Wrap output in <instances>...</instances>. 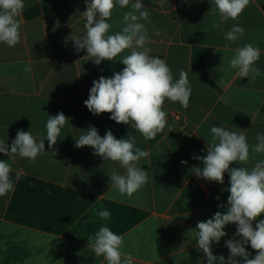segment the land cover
Wrapping results in <instances>:
<instances>
[{"label":"crops","instance_id":"0c3cea01","mask_svg":"<svg viewBox=\"0 0 264 264\" xmlns=\"http://www.w3.org/2000/svg\"><path fill=\"white\" fill-rule=\"evenodd\" d=\"M140 2L150 13V23L141 21L151 39L146 45L150 56L167 63L174 81L184 69L191 84L187 109L166 99L163 110L183 135L197 137L206 147L212 126L244 131L249 159L230 168L251 170L264 160V153L251 151L257 133L264 134V0H250L236 20L224 22L212 0H166L163 6L160 0ZM24 4L20 43H0V139L10 146L18 130L31 131L37 141L45 139L48 116L59 112L68 123L53 149L45 139V152L35 163L0 153V160L11 164L14 183V190L0 197V264H107L88 247V237L105 225L123 236L121 252L131 264H206L195 247L196 226L217 211L226 212L227 198L195 175V164L166 128L146 141L130 124H117L110 113L93 115L84 104L93 81L121 72L125 66L119 60L131 50L100 65L89 60L86 50H75L72 39L86 31L85 0ZM127 11L130 6L113 10L109 34L124 26ZM233 25L245 30L236 42L225 38ZM247 43L261 50L256 62L261 74L255 80L241 78L238 69L229 67L234 50ZM29 65L32 71L25 73ZM221 78L223 85L216 82ZM92 126L101 137L108 130L117 139L131 133L136 147L149 151L150 157L139 162L149 171V182L131 198L110 187L107 174L112 169L125 173L118 162L94 155L91 147H75ZM105 209L111 213L108 220L98 216ZM224 230L227 235L213 243L212 252L227 260L225 241L237 227L229 224ZM246 249L254 258L250 244ZM236 259L242 264V258Z\"/></svg>","mask_w":264,"mask_h":264},{"label":"clouds","instance_id":"9594fccd","mask_svg":"<svg viewBox=\"0 0 264 264\" xmlns=\"http://www.w3.org/2000/svg\"><path fill=\"white\" fill-rule=\"evenodd\" d=\"M161 6L166 0H160ZM250 0H212L218 11L221 22L229 19L236 20L249 5ZM87 10L82 13L85 19V34L72 39L75 50H86L89 60L96 65L102 61H114L125 50L130 54L119 60L125 67L113 77L101 76L93 81L89 97L84 101L85 106L93 115L110 113V119L117 124L131 125L143 138L153 140L157 134L168 126L167 113L163 110L165 100L179 102L187 109L191 97V84L188 73L181 69L179 79L174 81L172 71L167 63L158 57L150 56L151 42L147 27L141 21H148L150 13L140 0H85ZM128 8L124 12L123 24L120 31L109 34L113 27L108 21L112 18L113 10ZM24 0H0V43L14 47L21 41V21ZM244 28L233 25L225 33V38L236 42L244 36ZM162 33L155 31L154 35ZM261 50L252 43L244 44L234 50L229 60V67L238 69L241 78L255 80L260 69L256 62L260 59ZM25 73L32 71L31 66L23 69ZM223 85V78L216 81ZM225 103L227 100L225 99ZM46 122V138L48 148L56 145L61 130L68 123L63 112L48 116ZM168 132H172L168 127ZM211 143L207 142V155H194L193 159L202 161L203 167H195V175L206 181L224 184V174L230 176V187L224 189L230 193L227 198V210L217 211L207 221L197 223L196 245L198 251L206 258V264H241L237 257L242 258V264H264V160H260L249 170L245 167L230 168L239 161L247 163L250 146L244 131H229L221 126H212ZM45 139L37 141L31 131L18 130L15 139L9 146L0 139V153L15 159L17 156L35 163L36 158L45 152ZM257 143L251 146V151L264 153V134L257 133ZM218 141V142H217ZM91 147L94 155L104 160L118 162L125 170L124 174L115 169L107 174L111 188L121 196L131 198L149 182V171L142 169L140 161L150 157L149 151L136 147V136L131 133L128 138L117 139L111 130L101 137L95 126L81 134L75 142L76 148ZM55 156V152L52 151ZM182 165L187 161L182 160ZM12 167L7 160H0V197L14 190L11 178ZM19 174L16 180H19ZM219 199V197H217ZM219 207H224L223 204ZM98 216L108 220L111 213L101 210ZM234 224L237 231L233 238L225 241L229 249L227 260L223 255H214L213 243L219 244L225 237V227ZM239 237V239H236ZM124 238L114 233L108 226H102L94 235L88 237V247L97 257H103L107 264H131L130 257L123 256L121 247ZM255 250L256 255L246 249V245Z\"/></svg>","mask_w":264,"mask_h":264},{"label":"trees","instance_id":"16d2710c","mask_svg":"<svg viewBox=\"0 0 264 264\" xmlns=\"http://www.w3.org/2000/svg\"><path fill=\"white\" fill-rule=\"evenodd\" d=\"M167 120L169 122L168 126L166 127L167 131H168V127H170L172 130V132H170V133L175 138H177V140L181 144L182 148L189 155V157L191 158V160L193 161L195 166L202 168L203 167L202 161L197 160V159H193V156L194 155L206 156L207 155V147L197 137L183 135L179 131L178 127L173 124V119L170 116H167ZM202 180L204 181V183L206 184L208 189H212V188L216 189L221 194L222 197L228 198V196L230 195L229 192L224 191V189H227L230 187V183H229L230 176L227 172L224 174V184L223 185H221L217 182H210V181H206L204 179H202ZM258 219H264V215H261L260 217H258Z\"/></svg>","mask_w":264,"mask_h":264}]
</instances>
